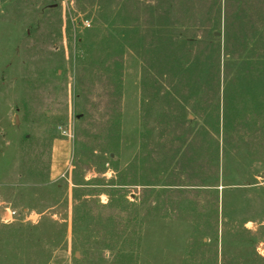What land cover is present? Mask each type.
Masks as SVG:
<instances>
[{"label": "rangeland", "instance_id": "rangeland-1", "mask_svg": "<svg viewBox=\"0 0 264 264\" xmlns=\"http://www.w3.org/2000/svg\"><path fill=\"white\" fill-rule=\"evenodd\" d=\"M263 63L264 0H0V264H264Z\"/></svg>", "mask_w": 264, "mask_h": 264}, {"label": "crops", "instance_id": "crops-1", "mask_svg": "<svg viewBox=\"0 0 264 264\" xmlns=\"http://www.w3.org/2000/svg\"><path fill=\"white\" fill-rule=\"evenodd\" d=\"M65 145H66V141L64 140L57 141V139H55L53 142L52 155H51L52 158H51V165H50V170H49L50 172L49 177L52 181H56L57 176L61 175L62 168H60L59 166V161L61 160V158H63L62 148L65 147Z\"/></svg>", "mask_w": 264, "mask_h": 264}, {"label": "built area", "instance_id": "built-area-1", "mask_svg": "<svg viewBox=\"0 0 264 264\" xmlns=\"http://www.w3.org/2000/svg\"><path fill=\"white\" fill-rule=\"evenodd\" d=\"M8 215H9V218L11 220L13 218V216L15 215V213L14 212H8Z\"/></svg>", "mask_w": 264, "mask_h": 264}, {"label": "trees", "instance_id": "trees-1", "mask_svg": "<svg viewBox=\"0 0 264 264\" xmlns=\"http://www.w3.org/2000/svg\"><path fill=\"white\" fill-rule=\"evenodd\" d=\"M263 64H264V63H263ZM244 79H246V81H247V80L249 79V76H247V77H246V78H244ZM259 81L261 82V81H264V80H263V78H262V77H261V78L259 77Z\"/></svg>", "mask_w": 264, "mask_h": 264}]
</instances>
